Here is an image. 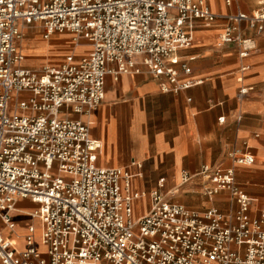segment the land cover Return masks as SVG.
<instances>
[{"label": "built area", "instance_id": "built-area-1", "mask_svg": "<svg viewBox=\"0 0 264 264\" xmlns=\"http://www.w3.org/2000/svg\"><path fill=\"white\" fill-rule=\"evenodd\" d=\"M210 1L0 0V219L20 236L12 212L21 199L38 203L32 217L41 223L43 248L35 224L19 237L24 248L0 230V264H264V206L252 215L255 199L235 173L254 163L250 151L232 150V166L184 170L171 190L160 180L149 193L133 192L136 174L99 165L102 142L92 137L89 120L72 114L89 115L101 105L109 75L146 72L165 92L190 87L179 80L177 54L200 25L227 19L220 41L248 57L264 33V0L234 13L214 12ZM27 29L47 40L69 33L76 46L89 43V51L28 67L20 47ZM181 69L191 73L186 64ZM195 178L204 181L205 195L227 191L238 208L201 211L169 198ZM143 196L151 208L134 219V201Z\"/></svg>", "mask_w": 264, "mask_h": 264}, {"label": "crops", "instance_id": "crops-1", "mask_svg": "<svg viewBox=\"0 0 264 264\" xmlns=\"http://www.w3.org/2000/svg\"><path fill=\"white\" fill-rule=\"evenodd\" d=\"M260 1L256 4L252 0L245 9L238 0L233 5H228L227 0H211L210 5L217 13H234L239 7L250 12ZM227 23V19H219L209 26L200 25L194 41L179 50V80L191 82L190 87L178 93L165 92L159 80L146 72L123 74L118 80L109 75L101 105L89 115L72 114L89 120L92 137L102 142L99 165L127 167L136 174L131 181L133 192L149 193L160 180H164L166 191L171 190L181 184L184 170L195 173L204 164L232 166V150L250 151L254 163L238 165L235 173L240 186L255 199L251 213L257 215L264 206V33L257 37L256 49L242 58L235 44L219 39ZM36 32L40 38L33 39V46L25 44L24 52L30 62L25 64V57L24 65L41 69L58 54L65 57L71 53L62 56L64 38H72L71 34H55L47 40ZM85 42L80 43L87 46L85 49L75 47L77 56L88 53L90 46ZM182 64L188 65L191 73H185ZM243 87L250 89L240 95ZM221 117L224 122H220ZM203 186L204 181L195 178L169 198L201 211L210 207L223 212L238 208L227 191L210 198L204 194ZM38 207L31 199L18 202L12 216L17 212L27 216L22 226L13 219L20 236L0 222L1 232L12 244L24 248L19 237L32 224L41 230L40 221L29 214ZM150 208L149 196L135 200V218Z\"/></svg>", "mask_w": 264, "mask_h": 264}, {"label": "rangeland", "instance_id": "rangeland-1", "mask_svg": "<svg viewBox=\"0 0 264 264\" xmlns=\"http://www.w3.org/2000/svg\"><path fill=\"white\" fill-rule=\"evenodd\" d=\"M239 1V3H240V5H241V7L242 8H244L245 9V4H251V2H252V0H248L247 1V3H242L240 0H238ZM255 1V3L257 4L258 3V1H260V0H253V2ZM237 2V1H236ZM255 4V5H256ZM30 30H32V31H29V29H27V31H26V33H25V35H24V39L22 40V42H23V44H22V51L24 52L25 51V44H28V46L29 45H32V42L34 41L33 39L35 38V37H37L38 39L40 38V36L37 34V30L36 29H30ZM22 42H20V46H21V43ZM82 42H84V41H82ZM81 42V43H82ZM86 43V42H85ZM63 44H64V53L62 54V56H64V55H66L67 53H69V52H74V49H75V47H76V44H74V41H73V39L71 38V37H69L68 36V38H64V41H63ZM33 46V45H32ZM80 49H85L87 46H85V45H77ZM24 54H25V52H24ZM25 57L27 58V59H25L26 61H25V64H27V63H29L30 62V60L28 59V58H30V56L29 57H27L26 55H25ZM53 58V57H52ZM51 58V59H52ZM63 58H65V57H61V56H59V54H58V56H55L54 57V59H53V61H51L50 63H48L47 65H53V64H56V63H59V61H61V59H63ZM62 63V62H61ZM43 68V67H42ZM41 68V69H42ZM142 206H143V204L142 203H140V207L142 208ZM30 215H32V212H30L29 213ZM13 218H15L14 220L18 223V224H20L21 226L24 224V223H26V221H27V216L25 215V214H23V213H20V212H17V213H15V214H13ZM2 220L0 219V222H1ZM3 223V222H2ZM23 234V233H22ZM40 234H41V230L39 229L38 231H37V239H38V243H39V248L42 250V247L40 246ZM20 235H21V233H20ZM13 243V242H12ZM19 243H20V245L21 246H24L25 245V242L22 240V239H20L19 240Z\"/></svg>", "mask_w": 264, "mask_h": 264}, {"label": "bare ground", "instance_id": "bare-ground-1", "mask_svg": "<svg viewBox=\"0 0 264 264\" xmlns=\"http://www.w3.org/2000/svg\"><path fill=\"white\" fill-rule=\"evenodd\" d=\"M78 45H80V44H78ZM23 53H24V52H23ZM24 61H25V60H23V63H24ZM28 213H29V212H28ZM134 219H136L135 216H134Z\"/></svg>", "mask_w": 264, "mask_h": 264}]
</instances>
